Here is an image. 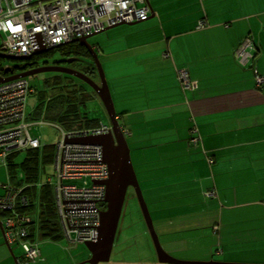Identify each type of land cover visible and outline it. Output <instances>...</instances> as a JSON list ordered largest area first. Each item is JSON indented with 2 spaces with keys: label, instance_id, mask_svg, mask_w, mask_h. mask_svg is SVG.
<instances>
[{
  "label": "crops",
  "instance_id": "crops-1",
  "mask_svg": "<svg viewBox=\"0 0 264 264\" xmlns=\"http://www.w3.org/2000/svg\"><path fill=\"white\" fill-rule=\"evenodd\" d=\"M145 1L151 18L93 48L126 137L143 131L136 154L152 149L146 130L170 149L169 162L137 171L159 203L162 247L182 261L264 264V0ZM247 38L252 59L238 53ZM183 69L192 89L179 80ZM9 252L0 248V264H15Z\"/></svg>",
  "mask_w": 264,
  "mask_h": 264
},
{
  "label": "built area",
  "instance_id": "built-area-1",
  "mask_svg": "<svg viewBox=\"0 0 264 264\" xmlns=\"http://www.w3.org/2000/svg\"><path fill=\"white\" fill-rule=\"evenodd\" d=\"M149 17L150 8L145 0H0V54L32 57L40 49L51 50L120 22H144ZM251 49L253 41L247 38L238 53L252 59L248 51ZM178 74L182 86L192 89L189 72L183 69ZM257 83H264V78L258 74ZM33 93L35 89L28 79L0 83V159L3 164L7 165L12 153L43 146L31 135V124L27 120L28 99ZM111 131L112 124L62 129V137L56 144L52 162L54 175L47 176L45 183L54 189L61 228L71 242L85 244L98 240L101 212L107 205L106 186L99 182L108 180L110 172L104 163L102 147L70 141ZM191 143L196 146L199 139L194 136ZM81 179L90 180L92 185L79 187L68 183ZM1 186L9 189L0 197L6 241L22 249L23 264L36 263L41 258V250L28 225L32 221L26 211L30 198L21 188ZM207 194L215 196L214 191Z\"/></svg>",
  "mask_w": 264,
  "mask_h": 264
},
{
  "label": "rangeland",
  "instance_id": "rangeland-1",
  "mask_svg": "<svg viewBox=\"0 0 264 264\" xmlns=\"http://www.w3.org/2000/svg\"><path fill=\"white\" fill-rule=\"evenodd\" d=\"M124 26L127 25L119 26L110 29L106 32L97 34L93 37H90L88 39V43L93 48V46L94 47L96 46V43L98 41L106 40L107 38H109V36H111V34L114 31H117L119 30L120 27H124ZM61 58H62L61 54L59 52H55L51 57L48 56L47 58L45 57L43 59L42 58L40 59H42V61H46L45 59H47L50 62H63L64 60ZM25 63H26L25 60L1 57L0 69L6 70L7 67L18 68L20 65H24ZM54 65L60 66L59 64H54ZM67 65H70L69 68L72 70L78 69V67L71 66L72 65L71 63ZM20 73H22V71L20 70L16 71V74H20ZM58 77H60V81L57 82L55 78ZM95 77H96V82L99 84L100 78H99L98 70L96 71ZM24 79H28L29 82L36 87L35 89L36 92L33 93L28 99L27 114L29 115L33 114L32 117L28 119V122L31 124V129H30L31 135L34 138H39L43 145H51V144L56 145L62 137V129L69 131L70 126H75L77 121H79L78 120L79 117L77 116L80 117L86 116L90 119L98 121L99 124H111L110 118L105 110V107L98 98V96L96 95V93L88 86L87 87L89 89H87L85 87L87 84L83 81L81 83L78 78L57 72H47ZM63 79H65L68 82H73V81L79 82V84L77 85L83 86L82 90L86 92L81 96L79 95V93H77L76 95L70 94L71 87L70 86L65 87L66 83H62ZM59 82L63 85L62 86L59 85ZM68 97H70V100ZM51 99H53L54 101V103H51V105L57 107L56 110L57 113L64 118H68L69 120L67 119L61 120L60 118H57V121L54 122L53 124L49 122H42V124H40V122H35L37 120L39 121V116H38L39 112L35 111L36 107H38V103H41L43 109L45 110L47 105L50 103ZM116 112L118 113V110H116ZM146 133L151 137H153L152 140L153 142L152 143L150 142L149 144V146H151L152 149L147 151H142L138 155L136 154L137 151L134 150V147L136 146L133 140L135 137H138L141 134H143V131H141L136 127L135 135L132 137L129 136L126 137L129 147L131 146L130 150L133 149L132 150L133 152L131 151V159L136 174L138 172H143L144 169H147L146 161L153 163V167L164 165L170 161V157H169L170 149H168V151L164 149V145H162V140L158 138V135L152 133V130H146ZM191 145L193 144L191 143ZM26 155H27L26 151L20 152L16 154V156L11 157L12 162L22 163L25 160ZM208 161L211 164L214 163V159L212 158H209ZM6 163L7 164L9 163V159L7 160ZM53 175H54V165L48 164L46 166L45 179L47 178V176H53ZM138 180L142 188L145 200L148 204V208L150 210L151 216L153 218L155 229L158 235H160L158 215L155 214V212L159 210V203H156L155 205L154 204L151 205L144 184L141 182L140 178H138ZM68 183L75 184L79 187H82L84 185H88V186L92 185V182L90 180H84V179L68 181ZM3 184L9 185L10 181L8 175V167L6 164H3L2 160L0 159V196L6 194V188L1 186ZM151 196H153L156 199L160 197L158 195V192L152 193ZM159 239L161 241V237H159ZM0 248L7 250V252H9L8 247L5 245V240L2 233H1ZM39 248L41 250L42 257L36 263L33 264H83L91 256L85 244H73L66 238L60 241H51L49 239H42L39 242ZM12 249L14 254L9 252L8 253L9 258L13 261V263L16 264L15 258L21 257L23 251L17 245L13 246ZM151 255L157 258L156 249L152 237L148 232L147 224L145 222L139 201L136 197V194L134 193V190L130 188L124 204L122 217L119 223V228L114 243L111 259L106 264H147L148 258Z\"/></svg>",
  "mask_w": 264,
  "mask_h": 264
},
{
  "label": "water",
  "instance_id": "water-1",
  "mask_svg": "<svg viewBox=\"0 0 264 264\" xmlns=\"http://www.w3.org/2000/svg\"><path fill=\"white\" fill-rule=\"evenodd\" d=\"M151 18V17H150ZM141 22H120L116 25L109 26L100 32L93 33L85 38L75 40L73 42H79L83 46L87 47L93 57L94 63L97 67L100 83L93 81L91 78L83 73L76 70H72L68 67L63 66H44L30 71L22 72L20 74H12L11 68L5 70L6 74H12L9 77L0 76V83L15 80L18 78H28L33 77L41 73L47 72H57L62 74H67L74 76L83 82H85L98 96L100 101L105 107V110L110 118L112 124V131L108 134L102 136H89L81 139L71 140V143L100 146L104 153V163L107 164L110 172V177L104 182H99L106 186L107 195L105 202L107 204V209L101 212V222L99 227V237L96 242L85 243L87 250L90 253V258L83 264H106L110 261L114 243L116 240L119 223L122 217V212L124 204L127 198V194L130 188H132L136 194L139 201L145 222L147 224L148 232L150 233L159 264H232V263H220V262H192V261H182L173 258L169 255L160 242L159 236L154 226L153 218L151 216L150 210L148 208L147 202L145 200L142 188L140 186L135 168L131 159V150L126 139V135L123 132V128L118 119V115L115 109L114 101L111 95V91L106 79L105 72L103 70L102 64L99 61L97 53L88 43V39L97 34L106 32L110 29L127 25L133 26ZM48 49H40L35 55L40 56L48 53ZM12 58L19 60H29L31 56H10L0 54V58ZM66 63H71L72 60L68 59ZM0 229L4 235V229L2 221L0 220ZM5 243L9 249L11 246L8 244L5 238Z\"/></svg>",
  "mask_w": 264,
  "mask_h": 264
},
{
  "label": "trees",
  "instance_id": "trees-1",
  "mask_svg": "<svg viewBox=\"0 0 264 264\" xmlns=\"http://www.w3.org/2000/svg\"><path fill=\"white\" fill-rule=\"evenodd\" d=\"M255 50V45L253 43V49ZM55 52H59L62 56L63 62H50L47 59L46 61H42L45 58V54L40 56H33L31 61L26 62L24 65H20L18 68H11L13 72L17 70L27 71L32 70L44 66H51L54 64H63L65 61L71 59V66L78 67L77 70L80 73L85 74L93 81L96 82V71L97 67L94 63L92 54L87 47L83 46L79 42H70L66 45L51 49L48 53L54 54ZM255 54H253L254 56ZM42 58V59H40ZM10 68V67H8ZM0 75H6L5 70L0 69ZM259 75V74H258ZM58 82L60 81V77L55 78ZM80 80V79H79ZM82 83V80H80ZM62 83H66L65 87H71L70 94L83 95L86 91H83V86H79V82H68L65 79L62 80ZM31 84V83H30ZM59 85H63L59 82ZM32 88L36 89L34 85ZM86 85L85 87L89 89ZM85 88V89H86ZM70 100V97H68ZM54 103L53 99L50 100V103L47 105L45 110L42 107L41 103H38V107H36L35 111L39 112V121L35 122H49L53 124L57 121V118L61 120L67 119L57 113V107L51 105ZM33 114L27 116V119H30ZM118 115V114H117ZM79 117L76 125L80 128H92L99 126V122L93 119H90L86 116H77ZM83 118V119H82ZM70 126V128H74L77 126ZM124 129V127L122 126ZM193 130V128H192ZM194 137L192 135L191 139ZM39 139V138H38ZM190 139V140H191ZM40 140V139H39ZM56 145H43L38 149H29L26 151L27 155L25 160L22 163H14L12 162L11 157L16 156V153H12L8 159L9 163L8 167V175L10 186L15 188H21L24 194H27L30 198V205L27 207L26 211L31 216L32 221L30 222L29 227L30 231L33 227V232H37L42 239H49L51 241H60L65 238L61 224L58 218L57 210H56V202H55V194L52 186H49L45 183V175H46V166L48 164H52L55 155ZM4 185V184H3ZM7 186V185H6ZM4 187V186H3ZM9 191L8 187H6V194ZM135 193V192H134ZM5 194V195H6ZM3 195L2 197H4ZM1 197V196H0ZM105 210L107 209V205H104ZM20 210V209H19ZM4 214L0 213V218H3ZM5 234V233H4ZM33 236V235H32Z\"/></svg>",
  "mask_w": 264,
  "mask_h": 264
},
{
  "label": "flooded vegetation",
  "instance_id": "flooded-vegetation-1",
  "mask_svg": "<svg viewBox=\"0 0 264 264\" xmlns=\"http://www.w3.org/2000/svg\"><path fill=\"white\" fill-rule=\"evenodd\" d=\"M46 58L49 56V57H51V56H53V54H50V53H46L45 55H44ZM32 58V57H31ZM26 62H33V61H31V59H29V60H26ZM68 64V63H67ZM67 64H59L60 66H64V67H68L69 68V66L70 65H67ZM14 73H16V72H14ZM14 73H12V74H14ZM11 74V75H12ZM9 75V74H8Z\"/></svg>",
  "mask_w": 264,
  "mask_h": 264
},
{
  "label": "clouds",
  "instance_id": "clouds-1",
  "mask_svg": "<svg viewBox=\"0 0 264 264\" xmlns=\"http://www.w3.org/2000/svg\"><path fill=\"white\" fill-rule=\"evenodd\" d=\"M145 2H146V1H145ZM49 51H50V50H49ZM34 56H36V55H34ZM32 57H33V56H32ZM7 68H8V67H7ZM13 73H14V72H13ZM14 74H16V73H14ZM14 74H13V75H14ZM0 76H1V75H0ZM4 76H5V77H9V76H11V74H9V75L6 74V75H4ZM5 77H4V78H5ZM118 119H119V118H118ZM123 132H124V130H123ZM124 133H125V132H124ZM125 134H126V133H125Z\"/></svg>",
  "mask_w": 264,
  "mask_h": 264
}]
</instances>
